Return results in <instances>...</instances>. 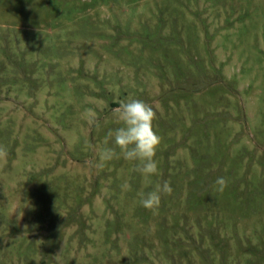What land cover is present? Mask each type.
I'll return each mask as SVG.
<instances>
[{
	"label": "rangeland",
	"instance_id": "374dc122",
	"mask_svg": "<svg viewBox=\"0 0 264 264\" xmlns=\"http://www.w3.org/2000/svg\"><path fill=\"white\" fill-rule=\"evenodd\" d=\"M0 264H264V0H0Z\"/></svg>",
	"mask_w": 264,
	"mask_h": 264
},
{
	"label": "clouds",
	"instance_id": "9594fccd",
	"mask_svg": "<svg viewBox=\"0 0 264 264\" xmlns=\"http://www.w3.org/2000/svg\"><path fill=\"white\" fill-rule=\"evenodd\" d=\"M122 126L109 129L107 136L120 149V154L126 161L135 162V170L143 177H151L157 173V164L154 159L160 137L153 130L154 110L143 100L132 99L120 103L116 109ZM116 155L114 147H104L99 153V160L107 162ZM102 166V164H101ZM214 184L216 190L222 192L226 185L224 177L218 176ZM172 191L167 180L155 185L153 190L139 193V203L145 209H155L160 204L161 195Z\"/></svg>",
	"mask_w": 264,
	"mask_h": 264
}]
</instances>
